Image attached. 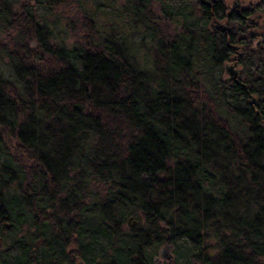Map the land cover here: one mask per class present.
Instances as JSON below:
<instances>
[{
    "label": "trees",
    "instance_id": "trees-1",
    "mask_svg": "<svg viewBox=\"0 0 264 264\" xmlns=\"http://www.w3.org/2000/svg\"><path fill=\"white\" fill-rule=\"evenodd\" d=\"M68 1L0 0V264H264V0Z\"/></svg>",
    "mask_w": 264,
    "mask_h": 264
},
{
    "label": "rangeland",
    "instance_id": "rangeland-1",
    "mask_svg": "<svg viewBox=\"0 0 264 264\" xmlns=\"http://www.w3.org/2000/svg\"><path fill=\"white\" fill-rule=\"evenodd\" d=\"M95 1H101V0H69L65 5L61 6L59 9L56 10L55 14L58 18V25L57 28L61 30L60 36H58L56 39L63 41L65 44L70 45L74 42H78L82 40V35L84 34V17L83 15L88 12L86 10L87 8H90L92 6L94 8L96 2ZM106 3L114 7L115 9H120L122 7L126 0H104ZM229 11L236 10V7H240L242 9H253V6L257 3V0H225ZM84 3L86 6V11L83 13L80 4ZM91 7V9H92ZM253 12V11H252ZM256 12H253L250 14L249 18H255ZM54 19V16L50 18ZM56 19V18H55ZM263 18L260 20L259 25L253 24L251 26L250 23L247 24V27L245 26V32L242 35H248V33L256 34L257 36L253 39V46H256L258 43V36L261 32L260 25H262ZM102 22V21H101ZM120 24H122L121 19L118 20ZM99 26V25H98ZM251 26V27H250ZM211 29H214V27H222V29L228 28V24L226 20H212L210 23ZM58 30V31H59ZM257 32L259 34H257ZM146 51V50H144ZM143 57V56H142ZM141 56L139 57L140 60H142ZM139 60V59H138ZM4 61L6 59L4 58ZM234 63V60L227 61L224 63V78H230L231 75L227 71L226 65H232ZM0 67L2 68V64L0 63ZM236 70L240 69L239 63L234 67ZM135 221V220H133ZM132 219L128 221V224L133 223ZM136 225V224H135ZM133 225V226H135ZM131 227V226H130ZM211 254L215 252L212 246L208 249ZM175 253L173 246L171 245H161L157 253L154 256V264H175ZM73 264H82L80 260H75Z\"/></svg>",
    "mask_w": 264,
    "mask_h": 264
},
{
    "label": "flooded vegetation",
    "instance_id": "flooded-vegetation-1",
    "mask_svg": "<svg viewBox=\"0 0 264 264\" xmlns=\"http://www.w3.org/2000/svg\"><path fill=\"white\" fill-rule=\"evenodd\" d=\"M249 10H251V9H249ZM236 13H237V16L238 17H240L241 19H242V22H244V27H243V29L245 30V26H246V28L247 27H249V26H247V24L248 23H250L251 24V26L253 25V24H258L259 25V22H260V20L262 19V16H261V14H259V13H256L255 14V18L253 19V18H249V16H250V14L251 13H253L252 11H250L249 13H246V11H245V8L244 9H242V8H240L239 6L238 7H236ZM250 26V27H251ZM226 29V28H225ZM225 29H223V30H225ZM243 30V32H245ZM248 34H251V36L252 35H255V36H257L256 34H252V33H248ZM257 34H259L258 32H257ZM238 45H233V48L235 49V50H237L238 49ZM236 56L234 55L233 57H232V60H234V63L232 64V65H226V69H227V71L229 72V74L231 75V79H236L237 78V74H238V70H236L234 67L237 65V62H236ZM233 71V73H230V72H232ZM234 72H236L237 74L234 76ZM227 80L229 79V78H226Z\"/></svg>",
    "mask_w": 264,
    "mask_h": 264
},
{
    "label": "water",
    "instance_id": "water-1",
    "mask_svg": "<svg viewBox=\"0 0 264 264\" xmlns=\"http://www.w3.org/2000/svg\"><path fill=\"white\" fill-rule=\"evenodd\" d=\"M230 73H233V71H232V72H230ZM236 74H237V73H236V72H234V76H235ZM252 102H254V99H252ZM131 219H132V217H129L128 221H129V220H131ZM135 224H136V221H133V223H130V224H129V226H131V227H132V226H133V225H135Z\"/></svg>",
    "mask_w": 264,
    "mask_h": 264
}]
</instances>
